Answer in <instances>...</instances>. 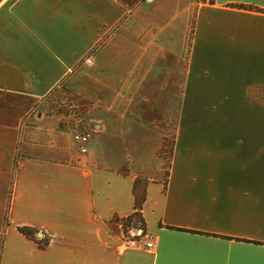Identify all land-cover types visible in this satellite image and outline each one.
Segmentation results:
<instances>
[{
	"label": "crops",
	"instance_id": "0c3cea01",
	"mask_svg": "<svg viewBox=\"0 0 264 264\" xmlns=\"http://www.w3.org/2000/svg\"><path fill=\"white\" fill-rule=\"evenodd\" d=\"M155 1L0 0V264H264V0L184 6L177 55L139 25ZM148 75H184V117L199 97L167 168L150 96L169 83ZM65 82L89 104L84 144L42 104Z\"/></svg>",
	"mask_w": 264,
	"mask_h": 264
},
{
	"label": "rangeland",
	"instance_id": "374dc122",
	"mask_svg": "<svg viewBox=\"0 0 264 264\" xmlns=\"http://www.w3.org/2000/svg\"><path fill=\"white\" fill-rule=\"evenodd\" d=\"M128 3V9L135 7L136 3L140 0H125ZM204 0H156L153 5H146L144 4L142 6V9L140 10L141 13H147L152 14L153 17L149 15H143L139 14L138 17L140 20H142L141 23H139L141 29L142 25L144 23V20H148L147 26L152 28L157 34L158 28L161 29V33L159 36H161V41L168 42L167 43V51H175V54L177 55V45L181 43L182 45V27L181 23L183 21V18L181 16V11L183 10L184 6H188L190 4L191 7V15L194 14L195 9L199 5V3H202ZM211 1V0H210ZM193 19V16H192ZM146 25V24H145ZM141 30L140 32H133L129 33V38H133L134 40L139 41H145L148 37V31ZM188 36L187 40L185 42V46L183 48V55L186 56L188 53ZM174 54V55H175ZM182 56V52L178 55ZM130 61V60H129ZM129 69H132L133 67H130L129 62ZM147 82L149 85H151V82L155 83H162L167 82L169 83L168 89H165V93L163 94L160 91L156 92L154 96H150L152 99V104L156 102L160 103L161 106L169 107V114H170V131L168 133L167 137V144L166 148L162 151L164 153V168H167L169 166V156H170V150L171 145L173 141V125L175 122L176 129L180 125V121H185L187 119H191L192 122H198L199 121V97L194 96L193 94L189 96L187 94L186 96V104L188 109V114L184 117L183 116V106H184V96H185V89H184V75H148ZM156 88H160L162 85H159ZM66 82L64 84H61L59 88H55V91H53L50 95L45 97L42 100L44 103L48 106L49 111L52 113L58 115L63 119V122L61 125H65L68 128L74 129L75 131L83 132L85 131L83 120H86L87 118V110L89 108V104L87 102V98H84L80 95H77L74 91H72L70 88L66 86ZM194 90V88H193ZM189 93V92H188ZM168 100V102H167ZM190 104L191 110L189 111L190 107L188 106ZM155 111L149 112L148 115H151L152 119H154ZM151 120V119H150ZM153 132H157V130H152ZM155 136L152 138L154 141ZM148 164L152 165V160L148 162ZM149 166V165H148ZM141 185H139L140 187Z\"/></svg>",
	"mask_w": 264,
	"mask_h": 264
},
{
	"label": "trees",
	"instance_id": "16d2710c",
	"mask_svg": "<svg viewBox=\"0 0 264 264\" xmlns=\"http://www.w3.org/2000/svg\"><path fill=\"white\" fill-rule=\"evenodd\" d=\"M237 8H242V9H250L249 7H244V6H236ZM63 127H65V125H61ZM138 182V181H137ZM136 188V187H135ZM139 192H137V190L135 189L134 190V196H135V209L137 210L128 220H132V219H135V220H140V216H139V212L138 210H140L141 208V203L143 202V199H144V192L142 193V196L140 197L139 195ZM170 229H174V230H177V231H184V230H181V229H176V228H171L169 227ZM18 231L23 234V235H26V236H29L30 235V232L27 228H18ZM244 242H249V241H245L243 240ZM251 243H254V242H251Z\"/></svg>",
	"mask_w": 264,
	"mask_h": 264
},
{
	"label": "built area",
	"instance_id": "2783aa9c",
	"mask_svg": "<svg viewBox=\"0 0 264 264\" xmlns=\"http://www.w3.org/2000/svg\"><path fill=\"white\" fill-rule=\"evenodd\" d=\"M89 137H90V133L87 132V131H83V132L76 131V132L74 133V141L77 142V143H79V144H84V143H86V142L88 141ZM81 151L84 152L85 149L82 147V148H81ZM136 233H137V234H136ZM133 236H134V237L141 236V230L134 231V232H133ZM131 242H132V241H131ZM132 243L134 244L135 242H132ZM144 246H145L146 248H151V247H152V241H150V240L146 241V242L144 243Z\"/></svg>",
	"mask_w": 264,
	"mask_h": 264
}]
</instances>
